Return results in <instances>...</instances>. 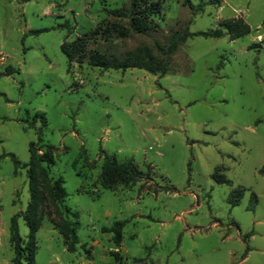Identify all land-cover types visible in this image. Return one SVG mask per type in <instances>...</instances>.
Here are the masks:
<instances>
[{
  "label": "rangeland",
  "instance_id": "obj_1",
  "mask_svg": "<svg viewBox=\"0 0 264 264\" xmlns=\"http://www.w3.org/2000/svg\"><path fill=\"white\" fill-rule=\"evenodd\" d=\"M155 1L154 32L96 36L86 52L120 58L237 18L250 32L187 38L163 76L104 71L68 64L60 46L114 22L103 8L127 0H0V73L17 71L0 76V156L28 163L39 135L53 147L49 176L63 182L60 209L77 238L70 253L47 206L35 264H264V0H219L199 13L181 0ZM104 155L132 162L142 178L103 189ZM234 189L243 194L231 206ZM28 202L26 168L0 159V264H12L9 222ZM115 223H123L118 246L105 231ZM17 226L25 244L21 217Z\"/></svg>",
  "mask_w": 264,
  "mask_h": 264
},
{
  "label": "trees",
  "instance_id": "obj_2",
  "mask_svg": "<svg viewBox=\"0 0 264 264\" xmlns=\"http://www.w3.org/2000/svg\"><path fill=\"white\" fill-rule=\"evenodd\" d=\"M182 5L197 13L202 12L207 4H218L219 0H200L193 8L190 0H181ZM106 16L115 18L114 22L99 24L92 31L76 38L72 42H63L60 46L62 54L66 57L68 64H83L84 61L89 67L100 68L101 70H126L140 69L149 74L163 76L172 71L171 56L187 38H221L228 36L231 40L243 37L250 32L249 26L240 18L221 21L217 28L204 32L190 33L184 30L181 34L174 33L166 39L165 45L155 42L152 49L148 47L136 48L133 51H127L119 58L115 55H105L97 51L87 53L86 47L88 41L95 39L96 36L103 35L105 38L112 36L118 38L129 37L132 34L146 35L154 32L156 24L153 18L159 15L158 1L151 0H127L125 5L119 8H103ZM68 29V22L61 26ZM257 47V45H253ZM16 70L6 68L0 76H8ZM43 118V114H37ZM44 126V120H42ZM53 147L41 143L40 135L36 142L28 145L29 161L21 164L13 154H3L0 159L9 156L15 169L26 168V177L29 189V202L23 213L15 214L9 222V245L13 252L12 264H35L34 254L36 251L35 234L38 231L40 222L45 215L46 207L51 208V213L55 219V224L65 240V245L70 253L75 252L74 245L77 244L75 235V226L72 225L63 215L60 209L66 193L63 188V182L60 178L53 179L49 176L48 168L53 164ZM264 175V168L260 170ZM142 178V173L130 161L118 163L114 157L104 155L100 173L97 178L98 184L106 190L116 191L121 187H127L136 184ZM217 182L230 185V182L222 176L217 178ZM242 190L234 189L231 191L228 202L234 206L242 197ZM252 200L256 198L252 195ZM65 212H68L65 211ZM77 218V214L73 213ZM21 217L28 228V241L23 244L18 232L17 219ZM76 225V223H75ZM123 223L115 225L105 231L113 233L114 244L118 246L121 242V227ZM246 251L248 249L246 248ZM246 253V252H245ZM245 254L242 256L244 259Z\"/></svg>",
  "mask_w": 264,
  "mask_h": 264
}]
</instances>
